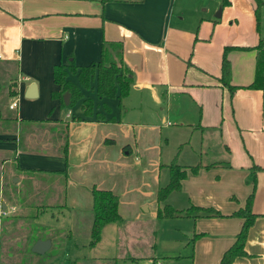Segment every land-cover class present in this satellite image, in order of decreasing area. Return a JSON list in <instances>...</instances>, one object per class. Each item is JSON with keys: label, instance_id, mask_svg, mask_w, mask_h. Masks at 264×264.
<instances>
[{"label": "crops", "instance_id": "crops-1", "mask_svg": "<svg viewBox=\"0 0 264 264\" xmlns=\"http://www.w3.org/2000/svg\"><path fill=\"white\" fill-rule=\"evenodd\" d=\"M255 6V0L224 4L222 0H0V216L7 218L0 222V264L17 258L21 249L38 255L31 251L36 240H49L51 246L50 239L37 230L51 229L46 220L30 235L26 233L29 221L41 214L75 211L88 215L91 223L92 187L110 190L120 205L130 190L125 171L128 158L143 167L146 181L135 190L137 197L122 202L135 218H140L138 207H155L154 218L164 204L156 201L160 168L173 158L187 166L179 190L170 192L183 201L168 205L176 211L173 215L188 217L182 243L190 248L170 255L176 259L171 264L181 259L189 264H218L243 221L232 213L244 207L249 194L253 219L243 241L245 253L230 264H264V88L244 87L257 77L264 85V14L259 13L256 22ZM108 41L121 43V60L132 79L126 96L119 103L114 98L117 117L106 102L109 99L90 96L95 105L90 116H84L81 107L80 115L67 112L64 118H52L50 111L27 115L30 103L21 100L15 108L18 114L8 109L12 98L24 95L31 84L36 92L33 98L47 92L50 101L58 103L50 97L53 65L72 60L85 66L99 58L102 42ZM224 48L227 83L235 86L232 91L221 80ZM69 78L77 83L75 75ZM2 108L14 115L2 114ZM168 118L174 120L181 142L166 163L160 161L159 149L161 130L172 124ZM194 132L198 133V151L191 149L195 161L179 162L180 147ZM206 132L205 143L214 140L219 150L202 161ZM210 132L214 137L209 140ZM58 156H67L66 169L49 168ZM5 160L12 166L16 162L14 167L23 171L55 172L62 181L48 192L32 177L31 195L15 199L12 189L16 187L9 186L13 172L11 166L4 171ZM196 164L212 165L192 171L190 166ZM11 221L22 224L14 228L22 230L20 237L14 236V230L7 233ZM123 221L120 216V221L104 225L96 244L105 227L112 224L116 230ZM14 238L21 239L14 242ZM128 258L131 264H162L157 258Z\"/></svg>", "mask_w": 264, "mask_h": 264}, {"label": "rangeland", "instance_id": "rangeland-1", "mask_svg": "<svg viewBox=\"0 0 264 264\" xmlns=\"http://www.w3.org/2000/svg\"><path fill=\"white\" fill-rule=\"evenodd\" d=\"M260 13L264 14V8H261ZM261 69H264V65H261ZM49 84H51V78L49 80ZM12 90L13 89H11L10 93H12ZM85 95L96 99V95L94 92L88 91V93H86ZM15 98L17 99V102H20L21 100V102H24V104L30 103L26 104L29 107L28 110H26L27 115H29V113H31V115H48L50 111V117L64 118V115L67 112H69L71 116L80 115L81 113L80 101H76L70 107L62 106L59 104V102H51L47 92H44V95L41 94L40 96L33 99H29L25 95H20V97L15 96ZM106 102L108 105H111L114 110L112 115L117 117L118 112L116 110V99H109ZM4 109L1 110L2 114L4 113L5 115L9 116L14 115V113L8 111L6 108ZM45 109H47V111H44ZM15 110L18 114V108ZM32 117L39 119L41 116ZM166 121L172 124L161 130L159 151L160 161L168 163L170 161L172 153H175V150H177L176 148L178 147L181 140L177 130V126L176 124H174V120L168 118ZM24 124L25 123H22L19 127L20 146L21 143H23L22 133ZM207 135L208 132L203 135L204 141L200 149L202 161H207L206 159H210V157L218 155L219 150L216 148L214 140L208 143V145L205 143V141L207 142ZM197 136L198 133L194 132L190 140L188 137V142H186V144H180L182 147H180L179 151V162H188L191 160L195 161V153L193 151H198L197 145L195 147V144H198L196 142ZM185 137L187 138V136ZM213 137L214 134L210 132L209 140ZM191 142H193V146L189 145ZM66 163L67 156H58L57 158H53L51 160L49 168L64 170L66 169ZM14 165H16V162L13 161L12 166L10 165V160H5L3 166L4 171L6 170V168H9L11 166L14 181H12V178L11 180H7L6 182L8 183L12 181L9 186L16 187V189H12V193L15 196V199H20L25 195H31L29 193L32 191V177H36L39 184L41 183L42 185L46 186L48 192L51 190L54 184H56L57 182L60 183L62 181V179L58 177L55 172H35V174L32 171H23L21 169H16ZM125 171L129 183L131 180V185L129 184L130 190L124 198H121L119 202L120 205H118L119 211L117 206V212L120 214L121 218L124 221L122 225H117L116 230L111 227L112 224L105 227L106 229H104L103 233H101V240L99 245L96 244L93 247L89 246L90 220L87 217L88 215L84 213H74L75 211H71L70 214H67L65 213L67 210L63 212V214H56L55 212H53L52 215L51 212H49L48 214H41L42 217L38 218L39 220H34L35 222L30 220L28 226H26V233L30 235L31 229H35L36 226L39 225V223H42L43 226L44 221L46 220L45 222H48L47 226L51 227V229L41 227L37 230L39 231V236H46L50 239L51 246L47 248L43 254L36 256L31 254L27 249H21L20 252L17 253V258H7V264H36L35 261L38 262V264H131L128 258L130 256L138 258L139 260L141 258L147 260L157 258L160 259V262L162 264H171L172 262H176V259L172 260L170 258V255L178 254L179 252L182 253L183 251L187 252L190 248V245L183 246L185 244L182 243L183 240L186 241L183 233H185L190 222L189 219H187L188 217H184L182 215L158 217L156 215L154 218H152L151 213L155 211V207H152L151 205L148 206L149 210H147L146 207L142 208L143 206L140 208L138 207V214L140 218L133 217L132 211L124 207L122 205V202L124 199L130 200L137 197L138 194L135 192V190L137 188L141 190L146 184V181L144 178L143 167L135 165L132 158H128V164ZM16 178L18 180L17 182L15 181ZM166 179L167 170L166 167L163 166L159 171V183L161 186L165 184ZM7 191L8 190L4 186L3 194L6 195ZM181 199L182 198L179 197L176 193H170L168 199H165L164 203L178 205V203H182L183 200ZM162 205L160 206V208L162 207ZM190 213L191 211H189V214ZM50 216L51 220L49 219ZM6 220V217L0 216V222H5ZM14 221H16V219H14ZM18 225L20 227L22 226V224H12V221L9 222L8 226H12L13 229H7V233L10 230H14V228H16ZM37 230L35 231V234L38 233ZM21 231L22 230L20 229L14 230V236L20 237ZM20 239L21 238H19L18 240ZM18 240L15 241L14 238V242H19ZM18 245L19 244H17L16 246ZM164 255L168 256L165 257ZM178 264L189 263L188 261H183L181 259Z\"/></svg>", "mask_w": 264, "mask_h": 264}, {"label": "trees", "instance_id": "trees-1", "mask_svg": "<svg viewBox=\"0 0 264 264\" xmlns=\"http://www.w3.org/2000/svg\"><path fill=\"white\" fill-rule=\"evenodd\" d=\"M226 3V0H222ZM256 6L254 9L256 22L259 18L261 0H255ZM258 46H262L261 41ZM227 48H224L221 59V80L227 84L230 91L235 86L228 85L227 78L229 73V65L226 59ZM70 75H75L77 83H74L69 78ZM264 77V76H263ZM262 77V78H263ZM261 77H257L253 82L244 86L245 88H264L261 84ZM52 82L54 89L50 92L52 99H58L62 106L70 107L76 101L81 100L80 107L84 116H90L94 110V103L91 98L83 97V91H92L95 93L98 100L117 98L118 103L126 96L129 87L132 83L131 77L127 74L126 67L121 60V43L116 41L102 42L100 46L99 58L85 66H76L72 60L67 64H55L52 67ZM67 92L69 94L68 103L64 105L62 95ZM96 119L101 115L94 113ZM76 120L79 118H75ZM66 145L63 146V154L65 155ZM210 165L200 166L196 164L190 166L192 171H196L200 167H210ZM185 167L176 162L173 158L167 165L168 179L165 185L160 186L156 192V201L164 203L168 194L172 191H177L180 188V181L185 177ZM92 206H91V223L89 227V246L93 247L100 239V231L102 227L108 223L120 221V216L117 212L118 197L110 190L91 188ZM251 194L248 195L243 208L233 212L232 215L243 218L240 230L234 237V242L222 254L218 264H230L235 256L243 255V241L246 230L250 226L253 215L249 211ZM200 209V207L190 208ZM176 212L170 205L164 203L157 210L158 217H170ZM189 214V210H185ZM186 214V215H187ZM216 215V213H214ZM154 264V261L152 262Z\"/></svg>", "mask_w": 264, "mask_h": 264}, {"label": "water", "instance_id": "water-1", "mask_svg": "<svg viewBox=\"0 0 264 264\" xmlns=\"http://www.w3.org/2000/svg\"><path fill=\"white\" fill-rule=\"evenodd\" d=\"M27 98H33L36 95L35 92V86L34 84H31L28 88L27 91L24 94ZM68 98H69V94L67 92H65L62 95V100L64 105H67L68 103ZM49 240H36L34 242V244L31 247V251L35 254L41 255L44 253V251L48 248L49 246Z\"/></svg>", "mask_w": 264, "mask_h": 264}, {"label": "built area", "instance_id": "built-area-1", "mask_svg": "<svg viewBox=\"0 0 264 264\" xmlns=\"http://www.w3.org/2000/svg\"><path fill=\"white\" fill-rule=\"evenodd\" d=\"M17 106V99L15 97L12 98L10 103L8 104V109L13 110ZM2 214H5V212H2ZM155 264H159L158 262H155Z\"/></svg>", "mask_w": 264, "mask_h": 264}]
</instances>
